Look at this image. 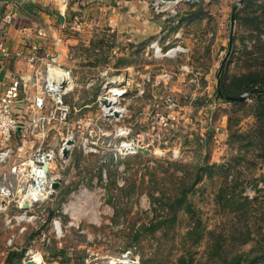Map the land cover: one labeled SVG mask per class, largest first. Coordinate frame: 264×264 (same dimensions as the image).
<instances>
[{
  "label": "rangeland",
  "instance_id": "obj_1",
  "mask_svg": "<svg viewBox=\"0 0 264 264\" xmlns=\"http://www.w3.org/2000/svg\"><path fill=\"white\" fill-rule=\"evenodd\" d=\"M239 1L202 0L197 6L183 4L178 11L179 22L166 23L163 39L169 45L160 43L163 51L178 44L188 50L173 59H155L144 46L127 56L108 59L110 43L95 41L98 48L93 52L94 58L100 61L101 71L109 69L110 77L124 79V72L120 73L119 69L130 66L127 75L131 85L133 78L138 82V77L146 73L160 80L156 86H145L143 96L136 95L128 85L127 95L120 100V107L125 110L122 124L131 129L130 135H143L144 142L157 136L159 139L150 147L148 155H115L114 149L121 141L118 132L112 125L98 120L97 99L105 93L110 95L107 89L102 90L106 81L100 80L99 71L87 73L85 82L94 80L95 84L91 90L79 86L75 97L66 96L65 101L72 108L68 119L64 122L52 119L47 123L43 146H60L69 135L74 137L76 146L71 151L67 148L70 153L65 159L57 157L52 163L50 174L57 175L61 182L44 200L45 222L27 223L23 237L19 236L10 247L8 239L11 233H17L18 227H6L4 215L0 214V261L8 249L28 247L30 243L23 244L25 238L43 230L52 236L47 247L51 248L59 240L63 246H72L70 254L76 264H81L82 259H96L93 263L106 264L109 258L117 257L132 245L137 247L141 264H177L182 255L186 259L191 255L193 264H202L206 259L208 236L196 244V235H185L200 221L207 231L230 236L229 227L238 218L229 212L230 206H224L221 197L225 195L246 196L251 201L247 205L246 220L249 242L241 250L247 252L253 248L254 251L261 242L264 246V162L255 157L253 148L246 147L247 142L229 141L227 129L229 115L233 121L238 120L237 129L242 132L248 129L253 118L245 114L247 106L243 107L245 110L233 112L230 104L216 98L218 70L229 47L231 12ZM242 9L240 4L233 28L234 43L228 58L231 72L243 52V41L248 48L253 45L243 29ZM182 14L187 18L183 19ZM137 71L139 75H134ZM164 72L171 77L161 80ZM123 85L121 81L117 87ZM92 95H96L95 103L82 108L92 100ZM250 103L247 100V105ZM98 128L105 133L104 138L98 136ZM81 137L94 143L97 151L85 153L80 145ZM39 138L30 132L14 136L9 146L12 155L0 163V174L33 152L39 146ZM22 143L26 144L23 147L26 150L19 151ZM196 174L201 178L187 194L192 212L178 208L174 222L159 224L171 213L156 199H164L162 193L171 200L178 198V191L188 187ZM12 184L14 189L21 185L15 179ZM14 205L13 202L9 207L8 215L18 212ZM61 206L64 213L60 212ZM50 209L54 211L51 219ZM55 219L61 223L59 239L54 237ZM150 225L157 226L153 231L144 229ZM135 235H138L136 241ZM34 246L44 247L39 239ZM259 264H264V260Z\"/></svg>",
  "mask_w": 264,
  "mask_h": 264
},
{
  "label": "built area",
  "instance_id": "obj_2",
  "mask_svg": "<svg viewBox=\"0 0 264 264\" xmlns=\"http://www.w3.org/2000/svg\"><path fill=\"white\" fill-rule=\"evenodd\" d=\"M191 0H152L150 5L152 10L159 16L162 22L168 19L175 18L178 14L179 8L186 2ZM58 11H62L67 5V0H56ZM175 23V22H174ZM177 24V22H176ZM71 28L79 31L80 26L73 24ZM179 36L177 32L176 37ZM160 36L156 37L149 44L148 50H151L155 59L157 58H176L180 54L187 53L182 45L178 44L174 47H168L163 51L160 46ZM165 45H169L167 40ZM2 56L5 58L15 57L22 58L28 64L35 65L38 63L42 68L35 72V81L33 84V93L31 96V106L33 111L37 112L35 117L28 121H20L15 115V106L21 98L23 91V83L20 79L15 78L10 85L5 89L4 93L0 95V163H5L12 155L10 149V142L12 135L16 131L30 132L34 135H39V146L31 152L26 158L18 163H14L7 171L0 174V214L4 215L5 226L13 229L17 226L16 234L12 233L8 239V245L11 247L18 238V235L27 231V223L31 222H45L43 219V212L45 207L44 200L52 195L55 191L51 189V183L57 179V175L51 176L52 163L60 157L65 159L63 150L76 146V142L72 135H69L60 146H43L46 138L47 123L55 119L57 121H66L71 114V106L65 101V97L74 89V78L70 68L66 67L60 60L59 53H51L44 51L39 53V49L34 48L33 52L23 53V51H16L9 53L6 50H1ZM147 55V52H146ZM109 69H104L99 74L100 80H105L103 91L108 93L102 94L98 97L97 103L100 108V115L98 120L109 126L116 128L118 136L121 141L116 145L114 152L119 156L143 154V150H148L151 153L150 147L158 141L159 136L152 138L148 142H144L143 135H130L131 129L127 125H123L122 121L125 117V110L120 107V100L128 93L127 86L131 85L128 80L122 79L120 76L114 77L109 75ZM134 75H139V71ZM129 77V76H128ZM170 73L164 72L160 75V79H169ZM139 81L135 82L134 78L131 80L133 91L138 96L145 94V86L151 87L160 84V80L156 79L149 73L142 74ZM124 81V85L117 87L118 82ZM95 81H89L87 87L94 86ZM112 87V89H108ZM117 96V109L108 104L107 100L111 96ZM105 99L107 105H102L101 100ZM162 122H166L163 117H160ZM99 137L104 138L101 128H98ZM73 141V144L67 147V141ZM80 145L85 153L96 152L94 143L89 142L87 138H80ZM68 150V149H67ZM70 151H68L70 153ZM12 179H15L19 185L14 189ZM15 203V208L18 212L13 215H8L9 207ZM26 205V208L24 206ZM62 228L59 220H53L54 237L59 239L62 236ZM45 231L40 232L39 238H33L29 246L23 253L22 264L32 262V264H46L44 256L34 244L39 239L46 245L50 244L52 236ZM94 260L85 259V264L93 263ZM106 264H141L139 254L137 253L136 245H132L125 249L117 257L109 258Z\"/></svg>",
  "mask_w": 264,
  "mask_h": 264
},
{
  "label": "crops",
  "instance_id": "obj_3",
  "mask_svg": "<svg viewBox=\"0 0 264 264\" xmlns=\"http://www.w3.org/2000/svg\"><path fill=\"white\" fill-rule=\"evenodd\" d=\"M151 1L67 0L66 7L60 12L56 0H0V95L15 78L20 79L24 85L21 98L14 109L15 117L20 121H28L37 114L29 100L33 93L35 72L42 67L38 63L30 65L22 58H5L1 50L9 53H30L37 48L39 53H59L61 62L71 69L74 78V89L67 95L70 99L75 97L79 86L91 90V87H87L89 81L85 82L84 76L87 73L94 70L101 72L100 61L93 55L98 48H95L97 39L110 43L108 59L113 56H127L133 53L134 49L143 46L148 49L151 41L158 36L161 43H165L163 35L167 21L160 20L151 8ZM176 22L178 21L174 20L172 24ZM73 24H78L80 30H73ZM131 68L125 66L119 69L120 73L124 72L125 80H128L127 72ZM95 96L92 95V100L84 103L82 108H89L94 104ZM14 136H22V131H16L12 138ZM25 145L22 143L18 146L19 151L26 150L23 148ZM60 212L64 213L63 206L60 207ZM42 231L29 235L23 244L30 243L33 238H39ZM19 236L23 237L22 234L18 235V238ZM43 246L41 250L37 249L42 252L46 264H76V259L70 254L72 246H63L61 240L51 248L44 242ZM26 248L20 246L8 249L1 256L0 264H7L8 259L10 263L8 256L12 250L24 253ZM54 250H63L65 255H59ZM83 262L84 259L81 264ZM17 264H22V260Z\"/></svg>",
  "mask_w": 264,
  "mask_h": 264
},
{
  "label": "trees",
  "instance_id": "obj_4",
  "mask_svg": "<svg viewBox=\"0 0 264 264\" xmlns=\"http://www.w3.org/2000/svg\"><path fill=\"white\" fill-rule=\"evenodd\" d=\"M242 1L243 29L247 32L246 34L249 35L250 42H253V45L251 48H248V45L243 41V52L240 57H238L232 72L228 69L227 59L224 68L217 78L216 98L224 103L230 104L233 108V112L241 111L245 106L248 107V112L245 114L252 117L253 122L246 131H239V129H237L238 120L233 121L232 116H228L227 129L229 141L247 142L246 147L249 146L253 148L256 153L255 157L260 158L264 162V0ZM201 3L202 0L198 2L188 1L184 4L197 6ZM236 11L234 23L239 17L238 10ZM183 16V19L187 18L185 17L186 15ZM178 17L179 12L175 18L168 19L167 22L172 23L174 20L178 21ZM183 19H180V21ZM232 39L231 51L234 37ZM218 92H220L221 95H219ZM242 94H249L247 100H251L250 105H247V100L231 102L225 100V96L238 97ZM110 160L112 162L113 158L111 157ZM118 164V160H116V165ZM99 174L101 175V171ZM200 178L201 176L196 174L195 179L191 181L188 187H183V189L178 191L179 197L174 200H171V197H165L164 193L161 195L164 199H156L159 201V204L166 206L171 213L168 219H165L159 224L174 222L178 208L187 213L192 212L191 204L187 202V194L194 188L193 186L197 184ZM69 192L70 190L66 191V193ZM221 198L225 201L224 206H230L229 212L238 218V221L229 227L230 236L224 234L216 235L211 231H207L202 228L200 221H197V225L193 228L188 229L185 236L193 237L196 235V244H199L205 236H208L207 252L205 254L206 259L205 263L202 264H259L264 260V246L262 242L257 244L258 248L254 251L253 248L247 252L241 250L249 242V226L246 220L248 213L247 205L251 203V201L248 197H243L241 195H230L229 197L225 195V197ZM61 201H63V199ZM48 214L51 219L54 216V211L50 209L48 210ZM156 226L157 225H150L144 227V229L153 231ZM137 237L138 235H135V241ZM237 249H239V251L235 252ZM55 252L59 255H65L63 250ZM8 257L10 258V263L8 259V261H6L7 264H17L22 260L23 251L12 250ZM177 264H193V258L189 255V259H186L185 256L182 255L178 259Z\"/></svg>",
  "mask_w": 264,
  "mask_h": 264
},
{
  "label": "water",
  "instance_id": "obj_5",
  "mask_svg": "<svg viewBox=\"0 0 264 264\" xmlns=\"http://www.w3.org/2000/svg\"><path fill=\"white\" fill-rule=\"evenodd\" d=\"M242 3V0L239 1L238 4H236L235 6H233L232 8V12H231V34H230V39H229V47H228V50H227V53L224 57V59L222 60L221 62V65H220V68H219V72H218V76L220 74V72L222 71V69L224 68V65L226 64L227 62V59L230 55V52H231V46H232V38H233V28H234V13L235 11L237 10L238 6ZM219 95H221L220 92H218ZM249 96V94H242L238 97H230V96H225V100L226 101H246L247 100V97ZM101 104L102 105H107V102L105 99H102L101 100ZM73 144V141L69 140L67 141L66 145L67 146H70ZM143 153L145 155H148L150 153V151L148 150H143ZM69 154L68 150L67 149H64L63 150V155L66 157L67 155ZM61 180L59 178L55 179L52 183H51V189L52 191H55L59 184H60ZM24 208H26V205L24 206ZM27 264H32V262H27Z\"/></svg>",
  "mask_w": 264,
  "mask_h": 264
},
{
  "label": "bare ground",
  "instance_id": "obj_6",
  "mask_svg": "<svg viewBox=\"0 0 264 264\" xmlns=\"http://www.w3.org/2000/svg\"><path fill=\"white\" fill-rule=\"evenodd\" d=\"M117 101H118L117 96H113V95L107 100L108 104L111 105L112 107L116 108V109L118 108L117 107Z\"/></svg>",
  "mask_w": 264,
  "mask_h": 264
}]
</instances>
